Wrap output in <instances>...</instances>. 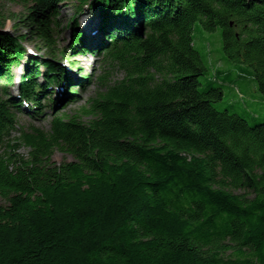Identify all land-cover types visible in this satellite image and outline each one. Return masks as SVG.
<instances>
[{
    "label": "trees",
    "instance_id": "trees-1",
    "mask_svg": "<svg viewBox=\"0 0 264 264\" xmlns=\"http://www.w3.org/2000/svg\"><path fill=\"white\" fill-rule=\"evenodd\" d=\"M69 1L71 52H98L104 71L71 116L90 76L58 101L36 80L67 78L55 61ZM3 2L24 12L8 18ZM84 6L103 22L96 46ZM34 37L51 60L27 59L21 97L32 117L53 113L28 131L8 91ZM213 37L264 99V0H0V264H264V120L224 102L228 72L209 78L196 45Z\"/></svg>",
    "mask_w": 264,
    "mask_h": 264
},
{
    "label": "rangeland",
    "instance_id": "rangeland-1",
    "mask_svg": "<svg viewBox=\"0 0 264 264\" xmlns=\"http://www.w3.org/2000/svg\"><path fill=\"white\" fill-rule=\"evenodd\" d=\"M74 1H69L66 3H63L60 5L62 8V17L60 19V25L62 28L60 30L58 29L57 32L59 33V37L57 39L56 43V52L62 51L67 53V56H60L58 57L57 63L58 65H61L64 69L65 72H69V75L67 77H82L83 75L85 76L86 74L91 75V85L83 92H79V98L81 102L79 104H72L67 106L62 112L68 113L70 116L77 114L81 109L80 107L92 97L96 93L97 87H98V78L102 75H104V71L102 70V62H101V57L100 56H93L92 54L88 55H80V56H73L71 53V46H70V41L72 34L71 29H65L66 26H69L68 22L69 19L73 18L74 12H75V5ZM74 5V6H73ZM2 7V12L5 14V16H9L12 14H21L24 12V7L21 4L18 3H10V2H3L1 4ZM81 22L84 24L88 21H94L98 22V17L91 11L87 10L83 15L79 16ZM90 27L96 25L93 22H89ZM88 24V23H87ZM88 26V28H89ZM96 27V26H94ZM6 28L9 30H13V23L8 22ZM92 29H89V32H91ZM19 31L21 33H27V30L24 28H20ZM96 33V31L94 32ZM204 35L208 38L209 34L204 33ZM87 36V35H86ZM85 36V37H86ZM213 40L215 42L214 45L211 43L207 44L206 49H204V43L203 41H198L196 48L199 51L205 52L203 55L206 58L207 65L209 67L210 71V77L209 78H215V72L217 69H221L223 71L228 72V75L225 76L224 81L226 82V88L224 89V102L228 103L231 102L234 104L235 107H242L248 112V117L250 123H257L261 122L264 120V99L262 94L258 91L257 85L255 82H247L244 79H241L238 77V72L235 67L234 63H227L225 61H220L221 57H224L223 53L221 52L220 46L221 44H217L215 37H213ZM24 47L26 50H32L33 52L37 53L36 57H43L47 61L49 60V57L46 54V50L44 45L37 39V38H29L28 41L25 42ZM69 49V50H68ZM27 51V54L25 55V59L11 71V77L14 79V84L9 89L10 97H14L15 99L17 98L19 91L21 89V85L18 84V79L21 77L24 73L25 70L28 68L27 64V59L30 57V53ZM29 53V54H28ZM72 62H75L76 64L78 63V67L80 68V71H77V66L75 64H72ZM70 66H73L74 68H71ZM76 68V69H75ZM46 71L43 69V72ZM76 76V77H75ZM121 74L118 72H113L111 75V79L118 78L120 77ZM222 79V80H223ZM39 82L42 81V77L39 78ZM52 84V83H51ZM58 88L57 86L53 85V89ZM63 89V87L61 86ZM59 90L56 89L55 95L52 96V98L56 99V94L59 93L57 92ZM66 89H64L65 92ZM62 92L59 94L61 95ZM66 93V92H65ZM64 93V94H65ZM59 95V96H60ZM55 96V97H54ZM9 97V96H8ZM58 98V97H57ZM47 103V102H46ZM21 109L24 110V107L21 106ZM45 114L42 117H32L29 115L27 112H21L18 113V125L20 127H23L25 130H31L32 127L36 128H43L47 130L49 128V117L47 115H51L52 109L48 107L45 110ZM87 119V117H85ZM2 152V150H1ZM20 153L22 155L27 156L28 150L27 148H22L20 150ZM53 160L57 163H61L63 161H71L72 158L69 155H64L60 152H56L53 156ZM5 202L0 198V204H4Z\"/></svg>",
    "mask_w": 264,
    "mask_h": 264
},
{
    "label": "bare ground",
    "instance_id": "bare-ground-1",
    "mask_svg": "<svg viewBox=\"0 0 264 264\" xmlns=\"http://www.w3.org/2000/svg\"><path fill=\"white\" fill-rule=\"evenodd\" d=\"M92 27V26H91ZM90 26H89V28H91ZM89 30V29H88ZM92 33H94L95 31H91ZM63 92V91H62ZM55 95V94H54ZM59 99V98H58Z\"/></svg>",
    "mask_w": 264,
    "mask_h": 264
}]
</instances>
